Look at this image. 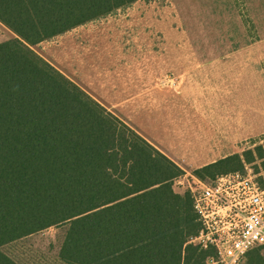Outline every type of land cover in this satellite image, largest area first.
Listing matches in <instances>:
<instances>
[{
  "label": "trees",
  "instance_id": "obj_1",
  "mask_svg": "<svg viewBox=\"0 0 264 264\" xmlns=\"http://www.w3.org/2000/svg\"><path fill=\"white\" fill-rule=\"evenodd\" d=\"M135 0H0L1 248L65 226L63 264H206L189 243L200 224L183 171L32 47ZM258 146L199 170L203 180L241 171ZM260 173V172H258ZM264 176V175H263ZM244 264H264L255 249Z\"/></svg>",
  "mask_w": 264,
  "mask_h": 264
},
{
  "label": "rangeland",
  "instance_id": "obj_2",
  "mask_svg": "<svg viewBox=\"0 0 264 264\" xmlns=\"http://www.w3.org/2000/svg\"><path fill=\"white\" fill-rule=\"evenodd\" d=\"M13 37L0 24V43ZM261 38L264 4L135 0L44 39L32 50L133 130L142 133L140 127L146 125L153 134L185 132L186 136L171 137L160 148L172 151L183 171L178 179L186 183L204 163L255 151L258 146L264 149V135L228 134L229 127L236 129L238 118L235 81L199 78L214 73H190L197 79H186L189 74L164 71L196 65L236 70V65L252 63L246 48ZM244 99L243 95L238 108L241 116L249 117L246 111L253 100L247 98L244 104ZM256 100L260 114L264 110L261 90H256ZM254 154V161L245 166L264 175V159ZM174 187L186 193L175 182ZM65 229L51 227L1 250L18 264H63L58 254ZM255 250L264 253V248ZM214 256L213 252L210 257ZM245 260L246 256L240 264Z\"/></svg>",
  "mask_w": 264,
  "mask_h": 264
},
{
  "label": "built area",
  "instance_id": "obj_3",
  "mask_svg": "<svg viewBox=\"0 0 264 264\" xmlns=\"http://www.w3.org/2000/svg\"><path fill=\"white\" fill-rule=\"evenodd\" d=\"M190 178L175 183L190 194L201 228L189 243L215 254L206 264H240L249 251L264 246L262 173L245 166L215 181L206 182L198 174Z\"/></svg>",
  "mask_w": 264,
  "mask_h": 264
},
{
  "label": "crops",
  "instance_id": "obj_4",
  "mask_svg": "<svg viewBox=\"0 0 264 264\" xmlns=\"http://www.w3.org/2000/svg\"><path fill=\"white\" fill-rule=\"evenodd\" d=\"M236 4H264V0H236ZM246 49H248L249 51L250 59L252 63L236 65V70L230 69L228 71V70H225L224 67H222V70H220V67L215 68L212 65H196L194 67L187 66L184 68H180L181 70H174L177 68H173V70H171L172 69L171 68L170 70L164 71V73L182 72L185 74H189L188 77H186V79H197L196 75H192L193 73H204V74L214 73L217 75H212V76L204 75V76H200L199 78L202 81H214L215 79V81L218 80L220 81V83L221 82L226 83L232 80L235 81L236 82V104L238 106L242 104L243 95L245 97L244 104H247L248 99L250 98L253 100V102H250V106L248 107V112L246 111L249 117L241 116L240 113L242 109L238 108L237 106L236 110H238L239 114L236 112V116L238 117L236 121V129L229 127V130L227 129L228 134L235 136L238 133L243 132L244 134L251 133L250 136H261V135H264V110H262L260 114H258V109H257L258 103L256 100V90H261L264 95V64L260 63V62H264V38L258 39L254 44H251ZM227 72H229L230 74L235 73L236 75H225ZM243 90H244V93H243ZM247 90H249L250 92L252 91L253 95H250L247 97L248 92H249ZM263 105H264V100H263ZM256 116L260 117V122L257 121ZM145 128H147L146 125L144 127L141 126L140 129L142 133H139L138 131L136 132L140 134L152 146H154L158 151L164 154L167 158H169L174 164H176L181 169L182 168L181 165L169 153L172 151H170V149L161 150L160 147L163 144L165 145L166 143H170L171 137H176L177 139V138H182L183 136H186L185 132L182 131L180 134H171L170 131H163L162 133H159V134L157 133L153 134L149 130L147 131ZM173 135H176V136H173ZM182 141L183 140H181V142ZM221 159H224V158H220L218 160H214L209 163H204L203 165L200 166V168L210 165Z\"/></svg>",
  "mask_w": 264,
  "mask_h": 264
}]
</instances>
